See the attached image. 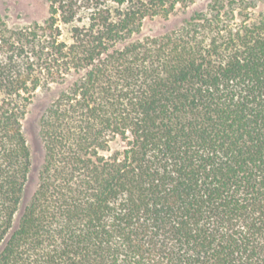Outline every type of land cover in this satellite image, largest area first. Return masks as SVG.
<instances>
[{
    "label": "trees",
    "instance_id": "1",
    "mask_svg": "<svg viewBox=\"0 0 264 264\" xmlns=\"http://www.w3.org/2000/svg\"><path fill=\"white\" fill-rule=\"evenodd\" d=\"M196 1L0 14V264H264V7L211 0L143 33ZM53 87L28 194L24 122Z\"/></svg>",
    "mask_w": 264,
    "mask_h": 264
},
{
    "label": "rangeland",
    "instance_id": "2",
    "mask_svg": "<svg viewBox=\"0 0 264 264\" xmlns=\"http://www.w3.org/2000/svg\"><path fill=\"white\" fill-rule=\"evenodd\" d=\"M211 0H198L187 9H178L168 19L157 17L147 20L144 24V34H154L164 32L179 25L182 20L191 15L195 10L204 9ZM264 7V0H261ZM49 5L47 0H0V14L4 16L11 27H21L31 24L34 21H43L48 15ZM63 34L62 38L70 40V25L60 22ZM57 87L50 91L38 90L29 114L24 122L29 143L35 155L34 173L30 178L28 194L32 191L35 184V174L38 163L43 153V147L39 136V116L55 96Z\"/></svg>",
    "mask_w": 264,
    "mask_h": 264
}]
</instances>
